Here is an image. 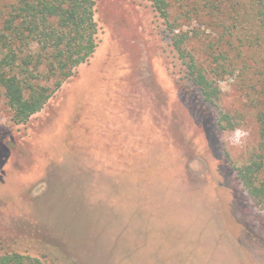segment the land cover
<instances>
[{"label": "rangeland", "instance_id": "1", "mask_svg": "<svg viewBox=\"0 0 264 264\" xmlns=\"http://www.w3.org/2000/svg\"><path fill=\"white\" fill-rule=\"evenodd\" d=\"M93 1L94 51L39 111L14 123L0 90V254L264 264V208L235 171L259 127L234 76L208 104L152 0ZM220 110L234 129H220ZM238 128L248 135L233 144Z\"/></svg>", "mask_w": 264, "mask_h": 264}, {"label": "trees", "instance_id": "2", "mask_svg": "<svg viewBox=\"0 0 264 264\" xmlns=\"http://www.w3.org/2000/svg\"><path fill=\"white\" fill-rule=\"evenodd\" d=\"M152 3L204 101L218 106V80L224 75L234 76L247 99L259 127L258 150L235 171L245 191L264 208V0ZM93 4V0H0V90L14 123H24L39 111L94 51ZM191 43L199 47L202 61L187 48ZM53 77V86L41 83ZM236 124L220 110V129H234ZM0 264L45 263L6 252L0 254Z\"/></svg>", "mask_w": 264, "mask_h": 264}, {"label": "clouds", "instance_id": "3", "mask_svg": "<svg viewBox=\"0 0 264 264\" xmlns=\"http://www.w3.org/2000/svg\"><path fill=\"white\" fill-rule=\"evenodd\" d=\"M248 135V132L245 129L238 128L235 129L231 136V143L233 144H242L243 139Z\"/></svg>", "mask_w": 264, "mask_h": 264}]
</instances>
